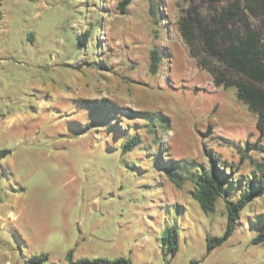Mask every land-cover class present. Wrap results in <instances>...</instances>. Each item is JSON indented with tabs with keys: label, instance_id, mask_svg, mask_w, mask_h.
I'll list each match as a JSON object with an SVG mask.
<instances>
[{
	"label": "rangeland",
	"instance_id": "rangeland-1",
	"mask_svg": "<svg viewBox=\"0 0 264 264\" xmlns=\"http://www.w3.org/2000/svg\"><path fill=\"white\" fill-rule=\"evenodd\" d=\"M120 1L0 0V150L10 151L0 158V264H264V242H253L264 195L208 248L227 228L225 199H237L264 158L257 114L190 54L178 25L183 0H132L124 14ZM116 105L121 118L107 126ZM136 132L143 142L124 150ZM208 150L233 177L205 213L193 183L179 188L168 173L207 165ZM92 224L110 228L79 238L67 260L70 227ZM173 226L175 255L162 241Z\"/></svg>",
	"mask_w": 264,
	"mask_h": 264
},
{
	"label": "trees",
	"instance_id": "trees-1",
	"mask_svg": "<svg viewBox=\"0 0 264 264\" xmlns=\"http://www.w3.org/2000/svg\"><path fill=\"white\" fill-rule=\"evenodd\" d=\"M185 6L181 10L178 25L180 33L188 45L190 54L198 61L202 69L208 71L216 86L235 87L238 99L242 100L248 109L257 114V129L264 137V30L257 26L253 19L264 27V0H183ZM132 0H121L118 10L126 13ZM207 17H203L201 7H204ZM161 57L156 50L151 53V71L155 72ZM112 115H105V125L113 119L121 118L119 106ZM111 109L105 105L102 109ZM128 116L147 114L145 111H126ZM114 116V118H113ZM139 119V117H136ZM149 122V121H147ZM103 123V122H102ZM122 122L115 123L122 126ZM138 124V123H134ZM140 124L142 122L140 121ZM109 126V125H107ZM129 126V125H128ZM156 134L159 126L153 123L144 125ZM86 128H90L87 126ZM123 129V128H121ZM117 131H115L116 133ZM119 136V133H116ZM143 142L139 132L125 137L124 150L132 149L138 142ZM10 151L0 150V158ZM208 164L194 161L196 170H174L168 173L169 179L181 188L186 180L193 183L190 195L195 199L205 213L215 210L217 200L226 193V184L232 180V174L222 169L219 158L206 151ZM264 195V158L257 161L254 176L243 187L236 200L226 198L227 228L220 237L208 238V248L225 242L235 231L241 212L257 197ZM162 241L168 251L175 255L178 251L177 229L170 227ZM254 243L264 242V225L261 232L253 239ZM44 258H47L45 256ZM72 261L73 253L66 255ZM37 259V258H36ZM74 264H133L130 259L120 257L115 259L95 258L80 259Z\"/></svg>",
	"mask_w": 264,
	"mask_h": 264
},
{
	"label": "crops",
	"instance_id": "crops-1",
	"mask_svg": "<svg viewBox=\"0 0 264 264\" xmlns=\"http://www.w3.org/2000/svg\"><path fill=\"white\" fill-rule=\"evenodd\" d=\"M109 228H110V226L104 227L101 225H93V224L92 225H85V226L78 225L76 227L75 226L70 227L69 230H71V231L68 233H72V235L70 236L71 241L69 242V244H71V245L69 246L67 253H69L71 251L74 254L75 250L82 249L83 244L79 243V241H78L79 238H82V240L85 241V239L88 236L97 237L98 235H100L99 233H103V232H101L102 229L109 230ZM75 233L77 234V237L73 236ZM104 233H108V232H104ZM67 253H66V255H67Z\"/></svg>",
	"mask_w": 264,
	"mask_h": 264
}]
</instances>
